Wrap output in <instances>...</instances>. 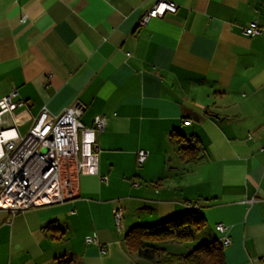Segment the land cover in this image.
Wrapping results in <instances>:
<instances>
[{
    "label": "crops",
    "instance_id": "1",
    "mask_svg": "<svg viewBox=\"0 0 264 264\" xmlns=\"http://www.w3.org/2000/svg\"><path fill=\"white\" fill-rule=\"evenodd\" d=\"M168 1L177 13L140 27L157 0H0V99L17 90L31 123L74 104L87 128L108 120L75 199L0 210V264H155L126 234L193 205L212 242L230 238L227 264H264V33L243 34L264 30V0ZM173 133L195 138L197 161Z\"/></svg>",
    "mask_w": 264,
    "mask_h": 264
},
{
    "label": "built area",
    "instance_id": "2",
    "mask_svg": "<svg viewBox=\"0 0 264 264\" xmlns=\"http://www.w3.org/2000/svg\"><path fill=\"white\" fill-rule=\"evenodd\" d=\"M177 10L176 3L157 0L151 12L142 18L140 27H147L152 19L163 18L167 13L175 14ZM263 33L257 23L243 30L250 38ZM27 106L17 90L0 99V210L13 216L75 199L79 178L98 175L100 147L97 135L108 123L105 116L97 115L93 127L87 128L81 121L84 108L79 104L65 109L60 115H53L43 107L31 123L28 117L22 116L27 112ZM186 123L192 121L186 120ZM28 124L30 127L23 135L21 129ZM148 156L146 151L138 152L139 167L146 163ZM192 207L199 210L197 205ZM123 216L122 209L115 210L114 219L119 231L123 228ZM216 230L222 235L227 229L219 224ZM219 241L224 247L231 244L226 236L220 237ZM87 243H97V240L90 237Z\"/></svg>",
    "mask_w": 264,
    "mask_h": 264
},
{
    "label": "trees",
    "instance_id": "3",
    "mask_svg": "<svg viewBox=\"0 0 264 264\" xmlns=\"http://www.w3.org/2000/svg\"><path fill=\"white\" fill-rule=\"evenodd\" d=\"M172 137L183 143L178 149L183 161L191 163L199 159L200 149L194 137L186 138L179 133H173ZM205 228V217L200 209H194L182 217L157 225L133 227L126 234L124 241L131 254L155 264H227L225 247L219 240L199 245L191 252L180 256L169 254L159 246L164 242L177 244L196 242Z\"/></svg>",
    "mask_w": 264,
    "mask_h": 264
},
{
    "label": "rangeland",
    "instance_id": "4",
    "mask_svg": "<svg viewBox=\"0 0 264 264\" xmlns=\"http://www.w3.org/2000/svg\"><path fill=\"white\" fill-rule=\"evenodd\" d=\"M30 125H26L21 129V133L25 135L29 129ZM210 235L208 233V230L205 228L199 236V239L196 242H189L185 244H177V243H172V242H164L162 243V247L166 250L167 253L180 256V255H185L189 252H191L195 247L203 244H209L212 242L210 240Z\"/></svg>",
    "mask_w": 264,
    "mask_h": 264
}]
</instances>
